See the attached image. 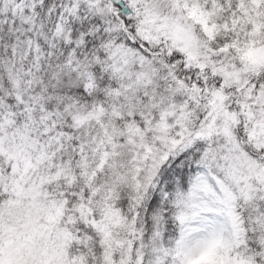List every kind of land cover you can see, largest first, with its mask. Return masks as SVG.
Segmentation results:
<instances>
[{"label":"snow or ice","instance_id":"obj_1","mask_svg":"<svg viewBox=\"0 0 264 264\" xmlns=\"http://www.w3.org/2000/svg\"><path fill=\"white\" fill-rule=\"evenodd\" d=\"M0 264H264V0H0Z\"/></svg>","mask_w":264,"mask_h":264}]
</instances>
